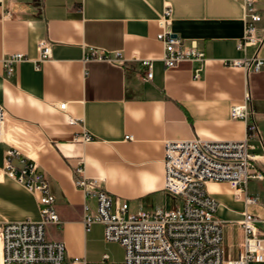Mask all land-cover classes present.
Masks as SVG:
<instances>
[{
	"label": "crops",
	"instance_id": "crops-1",
	"mask_svg": "<svg viewBox=\"0 0 264 264\" xmlns=\"http://www.w3.org/2000/svg\"><path fill=\"white\" fill-rule=\"evenodd\" d=\"M166 7L172 10L170 30L186 49L196 45L205 56L200 79L194 78L198 63L168 69L162 61L158 21ZM256 7L262 42L240 50L246 9L239 0H3L0 105L7 119L0 142V226L40 219L37 195L4 171L6 152L15 148L38 165L56 198L60 223L48 228V238L63 242L69 257L87 264H124L123 247L105 240L102 224L85 227V214L95 216L97 202L75 186L78 163H84L90 189L96 183L129 207L163 196L166 143L244 140L246 123L230 113L247 93L259 130L252 153L264 173V69L252 73L224 64L264 59V0H256ZM43 40L51 45V57L39 63ZM90 49L119 52L129 67L88 61ZM16 54L27 60L14 63L8 76L3 61ZM138 60H153L152 80L143 79L147 69ZM208 191L224 222V259L234 260L246 236L245 213L264 219V180L250 181L246 193L227 183H211ZM247 197L258 203L248 204ZM159 210L165 206L145 212ZM255 228L264 237V223Z\"/></svg>",
	"mask_w": 264,
	"mask_h": 264
},
{
	"label": "built area",
	"instance_id": "built-area-1",
	"mask_svg": "<svg viewBox=\"0 0 264 264\" xmlns=\"http://www.w3.org/2000/svg\"><path fill=\"white\" fill-rule=\"evenodd\" d=\"M246 9L245 32L238 48L258 45L262 39L257 35V24L262 17L257 11L256 0H239ZM3 0H0V5ZM172 10L166 7L158 21L160 32L157 39L164 46L162 61L168 69L183 62H195L200 66L194 78L200 79L206 62L204 54L196 45L185 48L184 41L170 30ZM41 63L51 57L48 41L38 44ZM27 60L16 54L3 61L8 76L12 65ZM88 61L107 62L127 68L129 62L122 54H108L90 49ZM147 72L144 80L153 78V60H138ZM226 66L242 67L248 72L259 73L264 69V59H232L224 61ZM38 67V66H37ZM251 96L246 94L242 104L234 105L231 118L246 123L247 134L242 141H206L193 139L169 141L165 145L164 192L172 195L177 204L172 210L154 213L138 211L131 213L126 200L114 198L108 191L90 189L91 179L85 175L84 163L75 169V186L81 189L86 199L97 202L95 216L85 214L86 229L100 223L104 226L107 242L120 244L125 252L124 264H264V237L255 228L263 222L258 216L245 213L241 222L246 232L241 251L234 260L223 256L224 222L217 217L218 201L209 193L211 183H227L236 193H246L252 180H264V173L256 165L252 153V141L259 130L250 108ZM66 104L60 105L64 110ZM7 113L0 105V142L5 138ZM85 141L91 140L89 135ZM131 140L132 137H126ZM18 161L20 164H16ZM4 171L27 191L38 197L40 219L38 221H8L1 224L0 264H87L85 259L71 258L66 245L48 238V228L58 225L60 218L56 210V198L50 190L49 181L35 163H28L19 150L6 152ZM248 204L258 203V198L247 197ZM89 209L85 206V211ZM105 259L108 257L105 256Z\"/></svg>",
	"mask_w": 264,
	"mask_h": 264
},
{
	"label": "rangeland",
	"instance_id": "rangeland-1",
	"mask_svg": "<svg viewBox=\"0 0 264 264\" xmlns=\"http://www.w3.org/2000/svg\"><path fill=\"white\" fill-rule=\"evenodd\" d=\"M164 195L163 196L161 195L153 196V197L141 200L139 202L130 203V212L137 213L138 211H145V210L154 211L164 206H165V210L167 211L172 210L176 206L177 200L170 194L166 193Z\"/></svg>",
	"mask_w": 264,
	"mask_h": 264
},
{
	"label": "bare ground",
	"instance_id": "bare-ground-1",
	"mask_svg": "<svg viewBox=\"0 0 264 264\" xmlns=\"http://www.w3.org/2000/svg\"><path fill=\"white\" fill-rule=\"evenodd\" d=\"M0 230H1V226H0Z\"/></svg>",
	"mask_w": 264,
	"mask_h": 264
}]
</instances>
